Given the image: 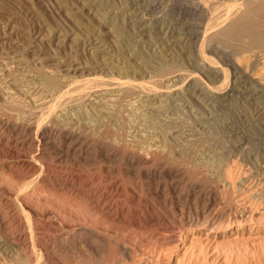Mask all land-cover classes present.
I'll list each match as a JSON object with an SVG mask.
<instances>
[{
  "label": "rangeland",
  "instance_id": "1",
  "mask_svg": "<svg viewBox=\"0 0 264 264\" xmlns=\"http://www.w3.org/2000/svg\"><path fill=\"white\" fill-rule=\"evenodd\" d=\"M215 3L221 6L217 17L225 14L224 5L231 7L235 17L242 14L241 0H0V54L11 49L25 53L30 43H36L37 48L45 47L53 60L73 58L72 63L78 66L74 67L80 69L70 75L77 81L96 76L162 84L155 94L107 103L106 112L113 117L107 136L110 140H98L106 146L114 144L108 149H120L119 159L123 154L117 164L122 174L114 182H119L123 194H119L118 207L124 218L111 223L88 217L80 201L73 202V198L71 201L68 195L47 186L48 190L44 186L19 190L13 176L0 173V202L4 201L0 203V264H74L72 255L89 251L101 256L116 253L118 260L121 250L123 259L118 264H264V85L257 86V74L263 66L256 61L254 46L220 33ZM198 52L210 61L208 65L199 61ZM21 63L22 68L32 67L35 72L42 62L27 57ZM97 64L106 70H93ZM225 74L227 80L222 78ZM234 77L238 84L231 86L236 82ZM2 82L0 90L7 85ZM254 89L261 92L254 94ZM101 94L97 93V98ZM145 96L154 98L153 105ZM92 98L73 101L61 111L67 115L66 123L72 111L76 112L83 129L96 138L98 120L89 107L100 98ZM132 156L142 160L150 157V162L134 164V170L125 176L124 170L132 169L124 163L125 158ZM68 164L62 171L67 173L69 167L70 174L89 176L88 164ZM137 167L140 172L135 171ZM172 168L187 173L178 184L183 190L180 204L187 202L190 209L182 219L175 200L180 189H174L176 180L167 174ZM51 173L50 179L58 176ZM190 184L209 186L214 203L189 192ZM206 204L214 221H202L198 216L199 230H195L196 215ZM170 213L178 224L172 235L145 222L153 214ZM18 233L31 237L26 253L9 243ZM169 237L176 238L175 245L167 242Z\"/></svg>",
  "mask_w": 264,
  "mask_h": 264
},
{
  "label": "bare ground",
  "instance_id": "2",
  "mask_svg": "<svg viewBox=\"0 0 264 264\" xmlns=\"http://www.w3.org/2000/svg\"><path fill=\"white\" fill-rule=\"evenodd\" d=\"M241 1H242L243 11H241L242 14H240V12H239L240 15H238L237 17H235V13L231 12V7L228 8L224 4L223 5L226 9V11L224 12L225 14L223 16L217 17L216 11L221 6H218L217 5L218 3H215V15L217 17L216 18V20H217L216 25L221 27L220 33H222V35H224L226 38H228V39H239V40H242L243 43H245L244 42V40H245L246 42L249 43V45L254 46V49L256 50L255 51L256 61H257V63L259 62L261 64V66L264 67V0H241ZM226 3H227V1H226ZM219 10H218V12H219ZM213 13H214V10H213ZM211 27L212 28L215 27V24L214 25L212 24ZM208 28H210V26ZM205 34H204V37H205ZM35 44H32V45H34V46H32L30 43L29 47H26L27 49H26L25 53H23L24 51L22 53H19V52H16L17 50L11 49L9 51V53H7V51H6L5 52L6 54H4V53L0 54V55H3L2 57L0 56V84H1V81H3L2 82V83H4L3 85L7 84L6 86H2V89L0 90V156L6 159V160L5 159L0 160V173H2L3 175L5 173L9 174V178H11V176H13L12 182L14 185H17V189H19L18 187L24 188L23 186H29V187H33V188L34 187L37 188L39 186H44V187L47 186V187H50L52 190L59 191L60 194L62 193V194L68 195L69 197H71V201L73 198L74 199L73 202H75V200L80 201L83 204V205H81V207H84V212L87 213V216L88 215L92 216V217L96 216L97 218H100V220L103 219L105 222L111 221V223L116 222L117 220L119 221V220H121L120 219L121 217L124 218L122 215L121 208L118 207L119 206L118 205V200H119L118 197H119V194H121V192H120V189L118 187L119 182L116 183V182H114V180L118 178L117 177L118 175L122 174V171H121L122 169H120V167H119L120 165L117 166V164H118L119 160L121 161L123 154L120 156L121 158L119 159V153H120L119 150L120 149L119 150L108 149L107 146H109L110 144L109 145L107 144V146L105 145L106 139H104L103 137L110 140V137L108 138L107 136H110L109 134L111 133V132L109 133V131L111 130V129L109 130V128H110L109 123L111 122L110 121V119H111L110 114L111 113L106 112V108H108L109 103L118 104L117 103L118 101H120L122 99L124 100L125 98L129 99V98L134 97V96L136 97L137 95L139 96L140 94L146 95V96H149L151 94H155L154 91L157 89H160V86L162 84L161 85L159 84L160 85L159 86V85H155V83H153L152 84L153 86H152L149 82H147V84H146V81H145V84H143V81H142V83H139V82L137 83L135 81L136 79L134 80L136 82L135 83L134 81L128 80L129 78L127 80L126 79L122 80L119 78H113V77L112 78L111 77L105 78L104 77L105 78L104 79V78H98L96 76L95 77L92 76L91 79H87V80H86V78H87L86 77L84 79L85 81L84 80H82V81L78 80L77 81V79L76 80L73 79V76L70 75L71 73L73 74V72H76L80 69V67H79V69L74 67V66H76V64H73L74 63L73 58H72V61H66L65 62L64 61L65 59H62L60 61L55 59L56 60L55 61V60L49 58V55H47L48 50L45 49V47L44 48L42 47L43 49L37 48L36 47L37 44L36 45ZM56 45H57V43H56ZM44 46H45V44H44ZM24 48L25 47H23L21 49H24ZM57 49H58V47H57ZM18 50H19V46H18ZM199 51H201V50H199ZM198 55H199L198 57L200 59L199 61L208 65L206 62H210V61L206 57H204L200 52H198ZM27 57H30L34 60H39L40 62H42L40 64L41 70L38 69L36 66L35 67L38 70L37 69L34 70L35 72H33V70L32 71L30 70L32 67L26 68L27 67L26 65H25L26 67L23 66L24 68H22L21 62L23 61V59H25ZM67 60H68V58H67ZM8 61H10V62H8ZM43 62H45V63H43ZM49 62H50V64H51V62H56V63L50 65ZM75 63L78 64V62H75ZM97 63H98V61H97ZM199 64H200V62H199ZM53 66H54V68H53ZM76 67H78V66H76ZM93 67H92V69L97 70V72H100L101 70H103V71L106 70V68L102 67V64H97V66L95 68H93ZM263 67L261 68L262 71H259L260 74H257V78H258L257 86L258 87L264 85V68ZM22 69H24V70L22 71ZM11 70H13V71H11ZM30 71L32 72V74ZM111 75H113V74H111ZM225 76H226V74L222 78L227 80V78ZM214 77H215V74H214ZM235 81H236V78H235ZM224 82H222V84ZM148 83L151 86H149ZM225 84L226 83H224V85ZM236 84H238L237 81L232 82L231 86L236 85ZM216 89H218V88H216ZM216 89H214V90L218 91ZM2 90H4V91H2ZM106 90H108L109 93H106V92L103 93ZM252 92L253 93L256 92L258 94L261 91L258 89H254ZM97 93L98 94L102 93L100 96H98V98H100V99L97 98ZM102 95H109V96L107 98H103ZM146 96H145V98H148L149 103L153 105L154 98L152 97L153 98L152 99V98L146 97ZM90 97H93L92 99H94V100L98 99V101L96 102L97 105L94 103V104H90V107H89L90 112L92 111V113H94V115L97 117V120H98L97 121L98 125L96 124L97 126H95V129L93 128L95 131L93 129L90 130V131H94L98 134V137H96V138L95 137L91 138V136H89L90 134H92V132L87 133V131H89L87 128H86L87 131H85L86 129H83L84 126L82 127L81 124L79 123L80 118H78V116L75 115L76 112L72 111V113H73V114H71L72 116L68 117V119H70V120H68L67 123H69V124L66 123V121H67L66 116L67 115L63 116V114H62L63 107L65 105H68V104L72 103L73 101L75 103L76 100H78V102H79L80 100L89 99ZM130 103L132 104V101ZM144 103H145V101H144ZM127 104H129V103H127ZM145 104H148V103L146 102ZM78 111H79V109H78ZM67 114H69V113H67ZM79 114H81V113H79ZM115 114H118V113H115ZM112 119H113V117H112ZM88 124H90V123H88ZM82 125H84V124H82ZM85 127H86V125H85ZM97 134H96V136H97ZM118 137H119V135H118ZM102 138L105 140L104 145L102 144L104 141H102V143H100L98 140V139H102ZM108 142L109 141H107V143ZM113 145H112V147H114ZM137 146H139V145H137ZM117 148H118V146H117ZM117 148L115 147V149H117ZM153 148H154V146H153ZM155 150L153 149V151H155ZM155 153H156V151H155ZM165 153H166V151H165ZM160 154H162V153H160ZM126 156L127 155H125V157ZM133 157H136V156H132V158H129V157L125 158L124 163H126L129 166V168H132L133 166H135L134 164L141 165L140 163H144L146 165V163L150 162V160H149V162H147V160L150 159V157L149 158L145 157L148 159H143V160L141 159V156L138 158H133ZM153 157L155 158L154 153H153ZM156 158H158V157H156ZM6 161H9V162H6ZM69 161L72 162L73 165L74 164H79V165L80 164H85V165L88 164L89 167L91 168V171L89 170L90 171L89 176H86L87 177L86 178L85 176H81L79 174H73V171H72V174H70L68 172H69V170H72V169H69V167L67 169L68 170L67 173H66L65 169H64V171H62L61 168H64V166L67 167V164L70 163ZM151 163H152V161H151ZM68 166H69V164H68ZM152 166H154V165H152ZM70 167L72 168V166H70ZM57 168L61 169V170L57 171L58 170ZM157 168H159V167H157ZM88 169L86 170L87 172H88ZM137 169H138V167H137ZM133 170H134V168L125 169L124 170L125 172H123V173H125V176H126V174L128 176V174L130 172H132ZM135 171H139V169L135 170ZM51 172H53V173H51ZM54 172H56V174H58V176L55 177V179H52V178L50 179V177L52 176V175L50 176V173L54 175ZM15 173H17V174H15ZM2 174H0V175H2ZM150 174L154 175L155 172L154 171L150 172ZM159 174L162 176L161 172L157 173V175H159ZM167 174H168V176H171L172 179L176 180L174 189L177 191H178V189H180L177 192L179 194L176 193L177 196L175 197V200H176V203L178 205H180L179 216L182 219L185 212L189 211L190 209H189V205L187 204V202L180 204L179 200L181 198L180 196L182 195L183 190L181 191V188L180 187L178 188V186H179L178 184L184 178V176L187 173L185 174V172L180 170V169L172 168L170 170L168 169ZM160 175H159V177H160ZM0 177H2V176H0ZM164 178H168V177L164 176ZM26 188L27 187H25L24 190H26ZM36 188H35V190H36ZM42 188H40V189H42ZM27 190H28V188H27ZM154 190L156 191V189H154ZM188 190H189V192L194 193V195H196L198 197L203 196V195L208 197L207 198L208 202L214 203V201H215V197L213 195V192L211 191L209 186H207L206 184H201V185L190 184V185H188ZM31 192L33 193V191H31ZM16 193H17V191H16ZM19 193H20V195H22L21 192H19ZM25 194H27V192ZM25 194H23V195L25 196ZM28 195H26V196H28ZM57 195H59V194H57ZM121 195H123V194H121ZM211 195H212V197H211ZM129 196L131 197V195H129ZM28 197H30V196H28ZM32 197H33V195H32ZM63 198H64V196H63ZM17 200H19V199L17 198ZM67 200H69V198ZM1 202L4 203V201H1ZM77 204H78V202H77ZM1 205H2V203H1ZM78 206H79V204H78ZM8 207H6V209ZM4 209L5 208H3V210ZM14 210H17V209H14ZM19 210H20V208H19ZM81 210L83 211V208ZM6 211H8V210H6ZM6 215H7V213H6ZM198 216L202 217V221H204L205 219H209L210 222L214 221V219L212 218L213 217L212 212L206 204L205 206H203L200 209L199 213L196 215V221H195V227H194L195 230H199V227H198L199 226V217ZM174 219H175V217H174L173 213H170V215L166 214V216L163 214L162 215L153 214L145 222L148 223V225L151 224L152 227L153 226L160 227L166 233L172 235L175 232V230L177 229L175 225H178V224H175L173 222V221H175ZM13 222H15V221H13ZM17 222H19V221H17ZM179 224H180V222H179ZM107 225H109V224H107ZM16 228H18V227H16ZM17 232L15 234H17ZM26 234H27V232H26ZM29 237H30V235H29ZM154 237H155V235H154ZM28 238H26V236H24V233H23V235H22V233H20V234L18 233V235H16L14 238H12L9 243H11L12 246L16 247L15 249H17L18 251L21 250L22 252L26 253V246H28L27 245ZM167 240L166 241L168 243H169V241H171V243H173L174 245L176 244V241H175L176 238L174 239L173 237H169ZM163 241H165V238ZM113 242H114V240H113ZM97 244H99V243H97ZM110 246H111V244H110ZM0 249L3 250V248L1 246H0ZM44 251L42 250L41 252H44ZM59 251H60V249H59ZM116 251H119V250H116ZM9 252L11 253V251H9ZM22 252H20V253H22ZM66 252H68V250ZM121 252H122V250H121ZM121 252H117V253H120L119 255H121V257L123 259V255L121 254ZM32 253H30V254H32ZM74 253H76V252L74 251ZM96 253H98V252H96ZM96 253H95V251L93 253L89 251L88 254H82V253L81 254L80 253L74 254V255H72V257L75 260L74 261L75 263L74 262L73 263L74 264H118L117 263L118 260L121 261L120 256H118L120 258H118V260H117L118 254L116 255L115 252H114L115 254L110 252L111 255H109L110 254L109 253L108 254L109 256H107L106 254H105L106 256H101L100 253L99 254H96ZM103 254L104 253H102V255ZM131 254H130V256H131ZM25 255L26 254H24V256ZM28 255H26V257ZM28 258H30V256ZM39 258L44 260L46 257L44 259L41 257H39ZM48 258H52V256L48 257ZM70 258H71V256H70ZM37 260H38V258H37ZM15 261H17V260H15ZM48 261H50V260H48ZM70 261L72 262V260H70ZM38 262H41V261L38 260ZM56 262L57 261H55L54 264L59 263V262L58 263H56Z\"/></svg>",
  "mask_w": 264,
  "mask_h": 264
}]
</instances>
